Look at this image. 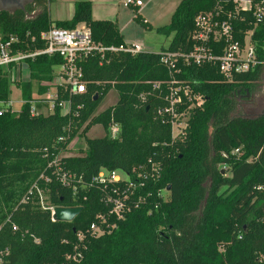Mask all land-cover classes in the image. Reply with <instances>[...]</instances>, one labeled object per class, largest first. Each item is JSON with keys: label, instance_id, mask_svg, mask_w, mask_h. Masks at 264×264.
<instances>
[{"label": "trees", "instance_id": "16d2710c", "mask_svg": "<svg viewBox=\"0 0 264 264\" xmlns=\"http://www.w3.org/2000/svg\"><path fill=\"white\" fill-rule=\"evenodd\" d=\"M48 1L0 9V40L17 36L12 53L41 49V35L49 27L72 28L80 22L96 42L117 47L124 43L116 20L92 17L90 0L75 1L71 19L55 21ZM128 7L136 23L152 29L138 8ZM216 9L220 17L230 14L235 40L242 42L246 31H253L251 41L264 61V19L257 21L252 11H236L233 0H180L169 23L157 27L172 35L159 52L87 56L82 61L86 91L71 96L73 111L82 104L78 116L60 115L58 108L31 114L32 81L39 93L45 92L43 83L52 80L62 58L39 54L24 60L29 79L17 81L24 102L18 111L0 114V248L9 249L0 264H264V111L254 117L234 114L237 90L244 96L250 93L264 65L226 80L217 60L196 63L178 56L171 68L161 62L164 51L190 53L199 43L192 37L195 17ZM224 44L221 40L209 49L220 55ZM11 65L0 67V99L10 94ZM171 80L174 86L188 85L192 95H204L201 106L189 107L183 91L178 92L183 102L175 110L188 111V119L175 137L170 115L158 114L169 105ZM111 89L117 92L116 102L98 111ZM111 120L120 126L116 138L86 135L96 124L107 132ZM77 135L85 149L61 158L64 169L80 177L74 191L54 177L38 180L53 206H82L73 220L53 221L35 194L22 199L42 172L51 175L47 161L64 152ZM101 168L120 169L130 181H96ZM116 189L129 196L130 210L123 219L110 214L112 204L105 201L107 195L117 196ZM98 214L106 216L110 232L93 236L89 227L98 223ZM77 233L83 234L81 240ZM74 246L82 253L79 261L66 257Z\"/></svg>", "mask_w": 264, "mask_h": 264}, {"label": "built area", "instance_id": "2783aa9c", "mask_svg": "<svg viewBox=\"0 0 264 264\" xmlns=\"http://www.w3.org/2000/svg\"><path fill=\"white\" fill-rule=\"evenodd\" d=\"M122 1L126 4V6L133 5L139 7L143 5L142 0ZM233 2L235 4L236 11H252V14L257 21L264 19V0H233ZM229 18L230 14L220 17L217 9L197 14L194 20L196 29L194 33H192V37L199 43L195 45L194 49L188 54L164 51L161 55V62L171 68L174 67V62L178 56H184L185 60H189L191 57L196 63L201 62V60H217L219 62V71L226 80H231L235 74L251 70L258 64L264 65V61L258 59L256 48L251 41L253 31H246L242 42L235 40L233 35V24ZM41 38L44 40V47L29 53L11 52V43L17 40V36L10 35L6 41L0 40V67L7 68L11 63L19 66L24 63L26 58H34L39 54H46L50 56L57 55L62 58V63L55 68L52 80L54 95H50L48 97L44 96V98L43 96L38 98L33 97L29 101L31 114H38L41 112L36 107L37 103H48V109L53 111V109L58 108L60 115L69 117L78 116V110L81 109L82 104H77L75 110L73 111L71 107V96L84 93L86 91V81L83 78L82 61L91 54H101L103 56L106 52L117 51L135 54L144 50V46L141 42L127 43L124 41V43L118 47L113 45L106 46L96 42L91 36L89 27L84 22L77 23L72 28L51 26L41 35ZM221 40L225 42L222 47L221 54L213 55L209 49V44H217ZM174 83L175 80H171L168 86L167 98L169 100V105L158 110V114L162 115L166 112L170 115L172 137L182 134L188 119V111L177 113L175 110V105L183 102L182 96L178 92L180 90L183 91L186 100L191 102L189 107L201 106L204 101L203 94L192 95L188 85L179 84L174 86ZM155 86L159 87V83H156ZM59 93H65L69 97L60 99L58 97ZM13 103L14 101L10 97L0 99V114L8 110L14 111ZM69 127L67 128L68 132L70 130ZM108 130L110 138H116L120 132V126L118 123L111 120L109 122L107 132H105L108 133ZM59 139L62 138L60 137ZM71 142L64 152L59 153L47 161V166L51 169V175L42 172L37 181H35L29 188L27 195L22 199L25 200L35 194L39 207L43 210H49L51 220L53 221V215L55 213L54 209L56 206H53L49 202V195L39 186L38 180L48 182L51 177H54L61 184L72 187L74 191L76 188L75 184L80 181V177H77L75 173L64 169L61 164V158L72 156V154H68V151L71 149ZM125 174L127 177L126 179H123L116 175L114 170H111L109 174H105L100 169L98 174L95 176V180L104 183L119 182L122 180L130 181L129 175L127 173ZM137 176H143L144 178L148 177L147 174L142 175L141 173H138ZM131 185L132 183L130 182L127 190L130 189ZM115 193L117 196L107 195L105 201L112 204V208L109 213L113 214L116 219H123L126 212L130 210V205L128 204L129 196L127 191H124L122 195H120L119 191L116 189ZM96 218H98L99 221L98 223L94 222L90 225V234L93 236H99L105 233V231L109 233L110 229L106 223V216L98 214ZM11 228L13 231L17 230V226L15 224H13ZM82 237V233H77L78 240H81ZM34 241L38 240L35 238ZM8 253V248H0V263L3 262ZM66 257L67 259H71L73 261H79L82 258V253L77 250V246H74V252L68 254Z\"/></svg>", "mask_w": 264, "mask_h": 264}, {"label": "rangeland", "instance_id": "374dc122", "mask_svg": "<svg viewBox=\"0 0 264 264\" xmlns=\"http://www.w3.org/2000/svg\"><path fill=\"white\" fill-rule=\"evenodd\" d=\"M142 2L145 3V6L147 5V0H142ZM47 5H48L49 16L52 21L71 19L74 12L73 0H60V1L49 0ZM147 8L151 12H154L156 10L155 2L153 1L149 3ZM112 9H114V11H117L119 9L122 14V17L125 20H128L130 11L122 0H112V7L110 10ZM95 10L96 12H98L97 10H99L98 13H95V16L98 15L99 17L97 19H103L104 17H106V15H109L107 14L108 13L107 7H104L103 5L96 7ZM152 20L154 21L152 22L154 25L152 30L145 29L134 21L135 24L133 25L130 24L131 26L125 28V35L128 39H131L133 37L140 39L147 47L153 49V51H160L161 49L168 47L172 35L167 36L164 33L158 32L157 25L168 23L170 20L169 14H166V16H164V18H162L160 22L154 19ZM54 72L55 69L53 70V77H54ZM9 75L12 81V83L10 84V97L14 101L13 103L14 109L18 110L21 106L22 98L20 96V88H18L16 84H17V80L22 81L24 79H29V69L26 62L19 65V68L16 71V75L14 74L13 70L9 71ZM52 80L48 81L47 83H43V85L46 86V90L45 92L39 94L36 93L38 92V83L36 81H32V91L34 90L33 91L34 97L35 98L41 97L39 96L40 94H44L47 97L50 95L53 96L54 86H52ZM117 97H118L117 92L114 89H111L100 103L98 107V111H101L106 107L113 105L116 102ZM263 109H264V70L261 74L260 79L252 87V90L249 93V95L243 96L240 98V100H238L234 114L242 115L245 117H254L262 113ZM105 134L106 132L102 128V126L100 124H96L89 129L86 135L89 137H95V136H102ZM70 146L71 149L70 151H68V154H72V155L77 154L80 148L83 150L85 149L84 139L81 136H76L71 142ZM101 171H103L105 174L110 173V171H108L106 168H101ZM114 173L123 179H126L127 177L126 174L120 169L114 170ZM166 192L167 189L162 191L163 196L166 194Z\"/></svg>", "mask_w": 264, "mask_h": 264}, {"label": "crops", "instance_id": "0c3cea01", "mask_svg": "<svg viewBox=\"0 0 264 264\" xmlns=\"http://www.w3.org/2000/svg\"><path fill=\"white\" fill-rule=\"evenodd\" d=\"M32 1L33 0H0V9L7 10V11H13V10H15L17 8L24 7L25 4H27L29 2H32ZM73 1L75 2V1H78V0H73ZM90 1H91V4H92V17L94 19L99 18L98 15L95 16V13L99 12V10H97L98 12H96V10H95L96 7H99L101 5H103L104 7H107V9H108V13L107 14H109V15H106V17H104L103 19H109V20H116L117 21L119 29H120V32L122 33L125 42H127V43L141 42L143 44V46H144V50L153 51V49H151L150 47H147L140 39H137V38H134V37L133 38L130 37L131 39H128L126 37L125 28H128V26H131V25L135 24L134 20L132 19L134 13H133V10L131 8L126 6L129 9V11H130V15H129L128 20H125L122 17V14H121L119 9L117 11H114V9L110 10L111 7H112V0H90ZM153 1L155 2L156 10L154 12H151L150 10H148L147 6H148L149 3L153 2ZM179 2H180V0H147V5L146 6H145V3L143 2L142 6H139V7L138 6H134V7L138 8L139 14H141L143 16V18L147 22L150 23V25L152 26V29H153L154 25H153L152 22H154V21L152 19L157 20L158 22H160V20L162 18H164V16H166V14H169V19H170L172 12L174 11L175 7L177 6V4ZM168 23L157 25V27L166 25ZM157 24H159V23H157ZM152 29H150V30H152ZM154 52H159V51H154ZM18 68H19V66L17 64L11 65V67H9V71L13 70L14 74L16 75V71H17ZM26 80H28V79H24L22 81H26ZM17 81H21V80H17ZM16 86L18 87V84H16ZM18 88H20V87H18ZM36 93L39 94V92H36ZM20 96H21V89H20ZM32 96L34 97V94H32ZM39 96H43L44 97L45 95L44 94H40ZM9 97H10V94H9ZM23 102H24V100L22 99L21 100V105H22ZM38 105L41 106L39 111H41L42 113L46 114L48 112H52L50 109H48V104L47 103H45V104L37 103L36 107ZM14 110L18 111L16 109H14ZM81 150H83V149H81Z\"/></svg>", "mask_w": 264, "mask_h": 264}, {"label": "water", "instance_id": "95a60500", "mask_svg": "<svg viewBox=\"0 0 264 264\" xmlns=\"http://www.w3.org/2000/svg\"><path fill=\"white\" fill-rule=\"evenodd\" d=\"M23 8V7H22ZM246 96H248V92L246 93ZM108 138H110L109 130L107 133ZM170 186L167 187V190H169ZM82 210V206H56L54 211L53 218L54 220H60V221H71L73 218L78 215Z\"/></svg>", "mask_w": 264, "mask_h": 264}, {"label": "flooded vegetation", "instance_id": "af4514ba", "mask_svg": "<svg viewBox=\"0 0 264 264\" xmlns=\"http://www.w3.org/2000/svg\"><path fill=\"white\" fill-rule=\"evenodd\" d=\"M249 95V93H248ZM244 95L240 93V89L237 90V100H240L241 97H243ZM246 96V95H245ZM264 111V109H263Z\"/></svg>", "mask_w": 264, "mask_h": 264}]
</instances>
